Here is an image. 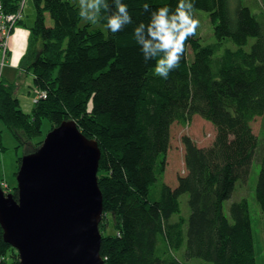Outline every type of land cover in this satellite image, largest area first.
Returning <instances> with one entry per match:
<instances>
[{
  "label": "trees",
  "instance_id": "trees-1",
  "mask_svg": "<svg viewBox=\"0 0 264 264\" xmlns=\"http://www.w3.org/2000/svg\"><path fill=\"white\" fill-rule=\"evenodd\" d=\"M22 1L0 0L1 9L14 14ZM32 2L35 18L26 26L19 70L32 77L37 98L25 112L17 84L0 77V124L26 154L42 144L44 121L50 130L73 121L97 142L103 215L114 221L112 234L100 233L104 264H257L248 202L232 203L229 217L223 204L250 174L260 144L252 123L261 118L254 194L264 214V9L252 12L244 0H195V11L207 12L213 23L215 42L202 45L195 33L179 68L164 80L155 76L154 60L144 61L132 33L149 20L144 3L174 10L177 0H122L133 23L116 34L107 30L103 9L97 22L104 32L81 25L80 8L70 0ZM23 11L17 27L24 26ZM250 38L256 40L247 51ZM226 42L236 49L223 48ZM194 116L214 127L213 142L201 148L181 138L185 170L170 186L163 176L171 128L190 125ZM10 194L17 199L15 185ZM2 234L0 227V264H20Z\"/></svg>",
  "mask_w": 264,
  "mask_h": 264
},
{
  "label": "water",
  "instance_id": "water-1",
  "mask_svg": "<svg viewBox=\"0 0 264 264\" xmlns=\"http://www.w3.org/2000/svg\"><path fill=\"white\" fill-rule=\"evenodd\" d=\"M100 149L73 121L50 130L21 157L17 199L0 188V227L20 264H104L97 173Z\"/></svg>",
  "mask_w": 264,
  "mask_h": 264
},
{
  "label": "rangeland",
  "instance_id": "rangeland-1",
  "mask_svg": "<svg viewBox=\"0 0 264 264\" xmlns=\"http://www.w3.org/2000/svg\"><path fill=\"white\" fill-rule=\"evenodd\" d=\"M74 2L79 7V0H70ZM247 6H250L252 12H257L258 7L264 9V0H244ZM259 5V6H258ZM195 19L199 21V26L196 29L197 37L200 39L202 45H209L215 42L213 23L211 22L207 12L197 10L194 13ZM35 18V8L32 0H26L23 11V19L26 24H33ZM91 24L94 29H100L104 32V27L98 22L92 23L85 19L82 20L81 25ZM46 24L48 26L52 25V21L47 17ZM14 31V30H13ZM11 32V34L13 33ZM10 34V36H11ZM9 36V37H10ZM9 40V39H8ZM254 38L248 40L245 49L250 50L252 44L255 43ZM8 44V42H7ZM223 48L236 49V47L230 43L226 42ZM222 48V49H223ZM221 49V50H222ZM7 54V48L5 55ZM189 58L192 57L190 49H188ZM6 60L0 61V76L1 71ZM27 75L26 81L24 82L22 95H21V108L25 112H29L33 106V97H29L30 86L32 85V77ZM26 106V107H24ZM263 128V119H256L252 123L253 133L259 138L260 144L250 167V174L248 178L244 181H238L235 184L234 191L229 200L225 201L223 204V212L225 216L229 217L228 210L232 203L238 202L245 199L249 205L250 220H251V231L254 239L255 253H256V263L264 264V214L261 212L258 203L255 200V186L260 164V148L262 149V138L261 132ZM43 139L46 134L50 131V126L46 121L43 122ZM0 134H1V144L5 148L0 153V188L5 195L12 192L13 186H16V172L19 169L20 163L18 159L27 155L25 148L19 146L17 142L10 136L8 132L0 124ZM190 137L198 147H208L213 142L215 136L214 127L200 118L199 116H194L190 125L181 126L179 124H174L171 128V139L170 146L167 152V165L163 176V182H166L170 186H176L177 179L180 175L184 173V148L182 146L181 138L183 136ZM41 146V145H40ZM3 185V187H2ZM153 192V191H152ZM151 192V193H152ZM187 195H182L179 199L181 214L186 218L189 215V208L187 205ZM114 221L111 216H102V220L99 224V232H105V234L113 233Z\"/></svg>",
  "mask_w": 264,
  "mask_h": 264
},
{
  "label": "clouds",
  "instance_id": "clouds-1",
  "mask_svg": "<svg viewBox=\"0 0 264 264\" xmlns=\"http://www.w3.org/2000/svg\"><path fill=\"white\" fill-rule=\"evenodd\" d=\"M79 8L80 17L92 23L98 21L102 9L107 11L106 28L112 34L133 23L128 5L122 0H112L111 5L106 0H79ZM143 11L149 14V20L133 29V39L144 61H155V76L167 80L179 68L186 41L199 26L194 18L195 0H177L174 10L169 6L152 10L144 3Z\"/></svg>",
  "mask_w": 264,
  "mask_h": 264
},
{
  "label": "crops",
  "instance_id": "crops-1",
  "mask_svg": "<svg viewBox=\"0 0 264 264\" xmlns=\"http://www.w3.org/2000/svg\"><path fill=\"white\" fill-rule=\"evenodd\" d=\"M23 25L24 26L16 27L13 33L11 34V36L9 37L7 44V58L6 61L3 63L4 66L2 68L1 76H0L3 79H5L7 82H12L17 84L16 94L17 97L19 98L20 105H21L22 90L27 75L25 77V74H23L24 72L22 73L19 70V64L28 46L29 30L27 29V27H30L32 24L31 25L26 24V22L24 21ZM31 86L29 92L32 91L33 94H29V97H33V99L35 100L37 98V93L34 90H32Z\"/></svg>",
  "mask_w": 264,
  "mask_h": 264
},
{
  "label": "built area",
  "instance_id": "built-area-1",
  "mask_svg": "<svg viewBox=\"0 0 264 264\" xmlns=\"http://www.w3.org/2000/svg\"><path fill=\"white\" fill-rule=\"evenodd\" d=\"M25 5V0L22 1L20 5V10L14 14H4L0 5V52L1 59L3 61L6 59V48L9 36L13 30L17 27V22L22 17V9ZM3 187V185H2Z\"/></svg>",
  "mask_w": 264,
  "mask_h": 264
}]
</instances>
